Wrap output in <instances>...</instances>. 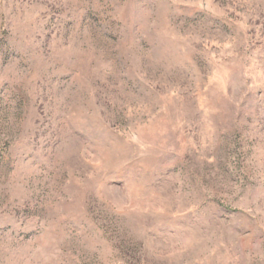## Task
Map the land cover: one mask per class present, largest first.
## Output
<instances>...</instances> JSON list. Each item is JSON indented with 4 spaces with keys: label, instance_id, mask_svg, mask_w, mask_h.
Here are the masks:
<instances>
[{
    "label": "rangeland",
    "instance_id": "rangeland-1",
    "mask_svg": "<svg viewBox=\"0 0 264 264\" xmlns=\"http://www.w3.org/2000/svg\"><path fill=\"white\" fill-rule=\"evenodd\" d=\"M0 264H264V0H0Z\"/></svg>",
    "mask_w": 264,
    "mask_h": 264
}]
</instances>
